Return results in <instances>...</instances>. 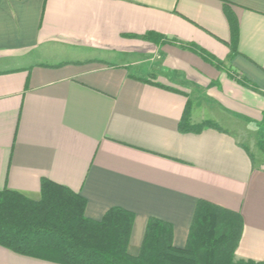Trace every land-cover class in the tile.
<instances>
[{"label": "crops", "instance_id": "0c3cea01", "mask_svg": "<svg viewBox=\"0 0 264 264\" xmlns=\"http://www.w3.org/2000/svg\"><path fill=\"white\" fill-rule=\"evenodd\" d=\"M188 103L216 126L180 132ZM262 140L264 0H0V191L50 180L89 220L131 212L133 257L151 218L185 248L204 200L242 218L234 260L262 263Z\"/></svg>", "mask_w": 264, "mask_h": 264}, {"label": "trees", "instance_id": "16d2710c", "mask_svg": "<svg viewBox=\"0 0 264 264\" xmlns=\"http://www.w3.org/2000/svg\"><path fill=\"white\" fill-rule=\"evenodd\" d=\"M225 8L236 40L237 21L227 4ZM151 37L159 40L157 35ZM215 126L204 122L193 127L188 103L179 129L186 133ZM86 205L79 194L50 180L42 181L38 201L0 191V247L55 264H264L233 261L242 218L204 200L197 204L185 248L174 246L173 226L151 218L137 257L128 253L134 214L112 208L95 222L85 216Z\"/></svg>", "mask_w": 264, "mask_h": 264}, {"label": "rangeland", "instance_id": "374dc122", "mask_svg": "<svg viewBox=\"0 0 264 264\" xmlns=\"http://www.w3.org/2000/svg\"><path fill=\"white\" fill-rule=\"evenodd\" d=\"M262 146H264V141L262 140V141H259L257 144H256V147L257 148H259L260 149V151H262V152H264L263 150V148H262ZM233 261H235L234 259H233ZM235 262H239V261H235ZM222 263V262H221Z\"/></svg>", "mask_w": 264, "mask_h": 264}]
</instances>
